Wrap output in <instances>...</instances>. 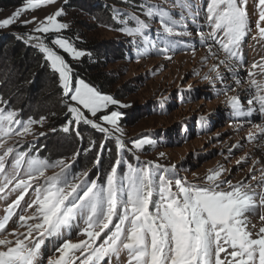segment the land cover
Masks as SVG:
<instances>
[{
	"label": "snow or ice",
	"instance_id": "6c2138e0",
	"mask_svg": "<svg viewBox=\"0 0 264 264\" xmlns=\"http://www.w3.org/2000/svg\"><path fill=\"white\" fill-rule=\"evenodd\" d=\"M57 3L23 0L0 19V30L28 29L12 35L35 48L44 61L41 67L58 80L66 111L61 126L50 131L83 143L84 125L104 139H90L71 157L42 158L36 142L48 133L38 129L57 113L25 117L0 94V264H264V54L249 64L243 51L249 38L264 48V0L109 5L116 26H103L126 37L137 62L149 54L171 61L178 49L195 56L193 41H198L205 48L202 79L224 97L236 131L251 125L244 137L225 145L224 163L194 173L191 180L180 175L176 163L161 162L168 159L163 151L155 159L141 158L145 146L157 143L149 135L125 137L120 109L131 104L80 77L76 65L92 53L78 47L79 36L65 34L71 29L63 19L68 0L54 7ZM46 7L54 10L22 18ZM198 123L202 130L209 126L205 115ZM220 137L216 133L208 142ZM244 142L254 149L235 160L234 168L248 167L233 180V168L226 164ZM109 143H114L115 158L103 175L94 173L104 168V154L112 153ZM92 152V168L74 172L80 155ZM49 243L51 255L45 252Z\"/></svg>",
	"mask_w": 264,
	"mask_h": 264
},
{
	"label": "rangeland",
	"instance_id": "374dc122",
	"mask_svg": "<svg viewBox=\"0 0 264 264\" xmlns=\"http://www.w3.org/2000/svg\"><path fill=\"white\" fill-rule=\"evenodd\" d=\"M62 3L63 0H58L54 7H59ZM21 5L1 10L0 19L9 16ZM109 5L127 7L121 0H68L65 6L66 16L63 19L71 25L70 31L65 34L70 37L79 36L78 47L92 53L91 59L82 58L89 64L88 73L107 77V84L101 89L116 99L131 104L127 109H120L124 113L120 123L125 130V137L149 135L157 143L155 146H145L141 158L155 159L163 151L168 159L161 162L176 163L180 175L187 176L190 180L194 173L203 174L217 162L224 163V156L227 155L224 151L225 145L244 137L251 130V125L236 131V119L222 103L224 97L216 95L212 85L202 79L203 73L207 71V67L201 62L205 48L198 41H193L196 46L195 56L190 49H178L171 61L160 54H149L137 62L135 52L130 49L126 37L103 26H116L111 19ZM54 7L23 14L22 18H30L32 15L43 17L53 11ZM27 30L19 26L0 30V94L10 98L12 107L22 110L25 117L38 118L51 112L57 113L56 117H50L45 128L38 129L48 135L38 138L36 146L41 148L39 155L42 158L55 160L71 157L78 148L88 147L90 139L98 143L102 141L103 134L81 125L85 137L81 143L74 136L50 131L52 127L59 128L64 122L63 113L66 109L61 103L57 78L47 67H41L44 63L42 55L12 35ZM191 30L195 33V27ZM243 51L249 64L264 54V48L251 38ZM22 52L29 54L23 60L17 58ZM82 63L76 65L77 72ZM194 72H200L201 75H194ZM189 85H192L191 91L188 89ZM216 87L219 88L220 85L217 84ZM240 87L245 88L247 85L242 84ZM241 95L244 93L241 92ZM201 115L208 118L209 126L206 130H202L198 123ZM216 133L221 134L220 139H213L209 143L208 138ZM108 148L112 149V153L104 154V168L94 169V173L99 171L103 175L109 162L115 158L114 143H109ZM253 149L252 143L244 142L242 150L234 151L230 162L226 164V167L233 168L231 179L239 180L247 171V164L242 170L233 166L236 159ZM94 155V152L82 153L73 171L92 168ZM254 222L258 230L260 224L258 221ZM51 248L49 243L45 249L47 255L52 254Z\"/></svg>",
	"mask_w": 264,
	"mask_h": 264
},
{
	"label": "trees",
	"instance_id": "16d2710c",
	"mask_svg": "<svg viewBox=\"0 0 264 264\" xmlns=\"http://www.w3.org/2000/svg\"><path fill=\"white\" fill-rule=\"evenodd\" d=\"M22 3H23V0H0V11L18 6ZM28 55H29L28 52L27 53L22 52L21 56L17 55V58H20L21 60H23ZM79 66L81 67V69L78 71L80 77L85 78L86 80L92 82L93 84L99 86L100 88L104 87L107 84V80H108L107 77H100L98 76V73L97 74L88 73L89 64L86 63L85 60H83V63Z\"/></svg>",
	"mask_w": 264,
	"mask_h": 264
}]
</instances>
